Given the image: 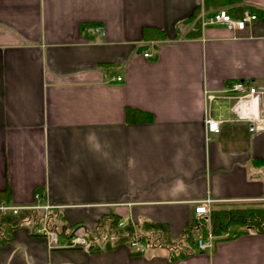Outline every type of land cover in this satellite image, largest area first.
<instances>
[{
	"label": "crops",
	"instance_id": "crops-1",
	"mask_svg": "<svg viewBox=\"0 0 264 264\" xmlns=\"http://www.w3.org/2000/svg\"><path fill=\"white\" fill-rule=\"evenodd\" d=\"M203 1L0 0V190L11 204L33 205L41 187L70 225L93 230L116 213L167 222L176 237L199 200L264 202V129L236 119L226 89L264 86V0L238 4L259 11L244 30L207 25L187 37L193 24L176 25ZM84 23L104 30L90 39ZM145 28L167 38L148 41ZM128 107L153 120L126 122ZM208 114L222 119L219 133L207 132ZM0 264H264V234L172 261L165 248L133 254L128 243L52 247L23 226L0 246Z\"/></svg>",
	"mask_w": 264,
	"mask_h": 264
},
{
	"label": "trees",
	"instance_id": "trees-1",
	"mask_svg": "<svg viewBox=\"0 0 264 264\" xmlns=\"http://www.w3.org/2000/svg\"><path fill=\"white\" fill-rule=\"evenodd\" d=\"M240 1L204 0L188 19L177 23V30L181 31L182 27L193 24V31L188 32L187 37L200 35L202 10L207 15L213 10L235 4L231 9L229 7L228 11L233 17H240L244 10L238 5ZM250 10L258 11L254 7ZM98 28V24L84 23L81 31L91 39L94 32H99ZM144 38L150 41L163 40L167 37L160 29L145 28ZM145 46L141 45L140 49ZM125 118L128 123L149 122L153 120V114L137 107H128ZM260 162L263 163L264 160ZM38 192L44 193V189L38 187L35 193ZM11 200L12 194L9 189L0 190V204L11 203ZM227 205L213 207L209 220L206 217L195 218L176 237L171 235L170 225L167 222L142 218L137 223H133L131 220L122 221L121 216L116 213L103 214L95 228L90 230L81 223L68 224L61 210L55 208L47 212L36 208L26 209L17 214L0 209V246L13 239L16 229L27 226L35 229L45 227L57 234L60 243L78 247L77 245L72 246L71 242L83 227L86 239L83 248L88 252H100L128 243L133 254H143L146 248H165L169 252L170 259L174 261L195 253L198 239H206L209 232L217 237L224 232H229L230 238L251 232L264 234V202Z\"/></svg>",
	"mask_w": 264,
	"mask_h": 264
},
{
	"label": "built area",
	"instance_id": "built-area-1",
	"mask_svg": "<svg viewBox=\"0 0 264 264\" xmlns=\"http://www.w3.org/2000/svg\"><path fill=\"white\" fill-rule=\"evenodd\" d=\"M257 19V15L250 11H245L243 16L239 19H234L226 10H220L216 12L213 16L203 21V25L207 24H217L226 26L231 30H242L247 25L252 23ZM145 56H149L150 53L145 52ZM118 80L121 77L117 78ZM227 97L234 100L231 110L234 112L237 120H246L249 122V127L252 131H258L264 129V116L261 114L259 109V102L264 94V86H254L250 80H234L227 84ZM208 100L216 99L213 93L207 94ZM222 119L215 118L208 114L205 118V123L208 132L218 133L220 131V125ZM42 194H36V204L33 206H10L2 204L0 209L11 210L13 213H18L20 210L25 208H37L42 210H47L51 208L49 204H44ZM213 202L212 199L208 198L201 200L195 207V214L197 216H204L210 214V204ZM45 230V228L43 229ZM41 229L36 230V232H41ZM49 244L55 246L57 244V236L55 232L46 231ZM228 235V234H225ZM86 243L85 238L79 235L73 239V244L83 246ZM214 246V236L209 233L207 239H199L198 247L200 250H206Z\"/></svg>",
	"mask_w": 264,
	"mask_h": 264
},
{
	"label": "bare ground",
	"instance_id": "bare-ground-1",
	"mask_svg": "<svg viewBox=\"0 0 264 264\" xmlns=\"http://www.w3.org/2000/svg\"><path fill=\"white\" fill-rule=\"evenodd\" d=\"M226 206V205H225ZM228 206V205H227Z\"/></svg>",
	"mask_w": 264,
	"mask_h": 264
}]
</instances>
